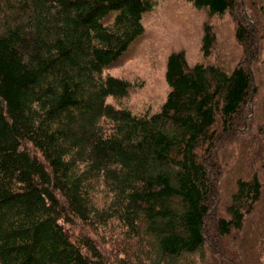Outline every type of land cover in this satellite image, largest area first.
<instances>
[{
  "label": "trees",
  "instance_id": "obj_1",
  "mask_svg": "<svg viewBox=\"0 0 264 264\" xmlns=\"http://www.w3.org/2000/svg\"><path fill=\"white\" fill-rule=\"evenodd\" d=\"M188 1L232 17L240 57L172 51L135 113L107 71L157 0H0V264H264V23Z\"/></svg>",
  "mask_w": 264,
  "mask_h": 264
},
{
  "label": "rangeland",
  "instance_id": "obj_2",
  "mask_svg": "<svg viewBox=\"0 0 264 264\" xmlns=\"http://www.w3.org/2000/svg\"><path fill=\"white\" fill-rule=\"evenodd\" d=\"M247 5L258 4L254 11L264 23V2L246 0ZM261 7V8H260ZM249 16L253 12L249 9ZM216 33L213 53L202 52L204 25ZM145 34L123 55L117 65L107 71L129 80L134 90L124 99L123 106L133 112L158 111L169 92L165 79L166 61L172 51L183 50L191 64H222L236 62L241 53L235 38L236 24L229 14L210 15L188 0H157L154 10L144 17ZM111 103L114 101L109 98Z\"/></svg>",
  "mask_w": 264,
  "mask_h": 264
}]
</instances>
